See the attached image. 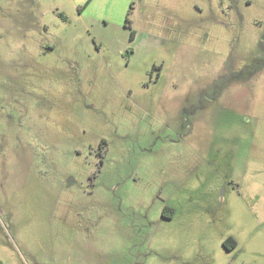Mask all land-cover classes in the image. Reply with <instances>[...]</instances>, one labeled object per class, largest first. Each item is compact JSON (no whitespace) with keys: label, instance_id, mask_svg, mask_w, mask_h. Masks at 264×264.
<instances>
[{"label":"rangeland","instance_id":"1","mask_svg":"<svg viewBox=\"0 0 264 264\" xmlns=\"http://www.w3.org/2000/svg\"><path fill=\"white\" fill-rule=\"evenodd\" d=\"M0 264H264V0H0Z\"/></svg>","mask_w":264,"mask_h":264},{"label":"trees","instance_id":"2","mask_svg":"<svg viewBox=\"0 0 264 264\" xmlns=\"http://www.w3.org/2000/svg\"><path fill=\"white\" fill-rule=\"evenodd\" d=\"M168 210V207H166L165 211ZM224 246L228 249H233L237 245V241L233 237H228L223 242Z\"/></svg>","mask_w":264,"mask_h":264},{"label":"flooded vegetation","instance_id":"3","mask_svg":"<svg viewBox=\"0 0 264 264\" xmlns=\"http://www.w3.org/2000/svg\"><path fill=\"white\" fill-rule=\"evenodd\" d=\"M165 209H166V207H165ZM165 209H164V212H163L164 215H165V212H166ZM169 217H171V216L169 215Z\"/></svg>","mask_w":264,"mask_h":264}]
</instances>
